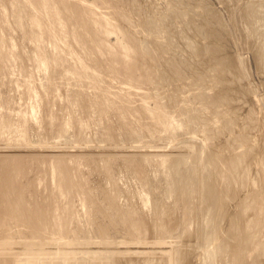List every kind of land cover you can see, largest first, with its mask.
Instances as JSON below:
<instances>
[{
	"label": "rangeland",
	"instance_id": "374dc122",
	"mask_svg": "<svg viewBox=\"0 0 264 264\" xmlns=\"http://www.w3.org/2000/svg\"><path fill=\"white\" fill-rule=\"evenodd\" d=\"M48 1L60 24L38 13L36 31L28 0H0V179L10 153L26 170L9 197L25 219L0 210V264H264V0ZM118 38L135 61L108 54ZM56 159L78 186L58 191Z\"/></svg>",
	"mask_w": 264,
	"mask_h": 264
},
{
	"label": "bare ground",
	"instance_id": "6f19581e",
	"mask_svg": "<svg viewBox=\"0 0 264 264\" xmlns=\"http://www.w3.org/2000/svg\"><path fill=\"white\" fill-rule=\"evenodd\" d=\"M64 2H66V0H63ZM76 1V0H75ZM85 1V0H84ZM88 1V0H87ZM103 1V0H102ZM110 1V0H109ZM179 1V0H178ZM81 2V1H80ZM83 2V1H82ZM94 2V1H93ZM101 2V1H100ZM106 2V1H105ZM188 2V1H187ZM157 3V2H156ZM63 4H65V3H63ZM67 4V3H66ZM77 4V3H76ZM86 4V3H85ZM89 4V3H88ZM91 4V3H90ZM179 4V3H178ZM187 4V3H186ZM24 5V4H23ZM27 7H29L30 9H32V11H35V12H37V14H33L32 15V17L30 18L31 20V23H32V26L34 27V29L36 30V31H39L40 29H41V26H42V24L40 23V20L38 19V17H37V15H38V13L39 14H41V15H44L45 17H47L48 18V20H49V22H50V24H51V26H53V27H55V26H58L59 24H60V15L58 14V12H57V10H56V5L55 6H52L51 5V2H49L48 0H28V2H26V4H25ZM58 5V4H57ZM81 5V4H80ZM83 5V4H82ZM97 5V4H96ZM111 5V4H110ZM201 5V4H200ZM6 6V5H5ZM17 6H19V5H17ZM77 6H79V5H77ZM86 6H87V4H86ZM93 6V5H92ZM101 6V5H100ZM112 6H113V4H112ZM182 6V5H181ZM203 6V5H202ZM59 7V6H58ZM103 7V6H102ZM106 7V6H105ZM115 7V6H114ZM23 8V7H22ZM87 8H88V6L86 7V8H82V11H81V14H83L85 11V9L87 10ZM116 8V7H115ZM184 8V7H183ZM188 8V7H187ZM205 8V7H204ZM2 9V8H1ZM23 9H25V7L23 8ZM81 9V8H80ZM89 9V8H88ZM94 9H96V8H94ZM182 9V8H181ZM60 10V9H59ZM65 10L66 11H68V13H70L71 12V9L68 7V5H65ZM97 10V9H96ZM101 10V9H100ZM168 10V9H167ZM179 10V9H178ZM183 10H187V9H183ZM1 11V10H0ZM11 11V10H10ZM24 11V10H23ZM64 11V10H63ZM62 11V12H63ZM87 11H89V10H87ZM98 11V10H97ZM96 11V12H97ZM180 11V10H179ZM35 12H33V13H35ZM93 12H94V10H93ZM112 12V11H111ZM207 12V11H206ZM215 12V11H214ZM1 13V12H0ZM16 13V12H15ZM24 13V12H23ZM91 13V12H90ZM98 13V12H97ZM97 13L95 14V15H97ZM107 13V12H106ZM31 14V13H30ZM71 14V13H70ZM87 14H88V12H87ZM120 15H121V13H119ZM257 14V13H256ZM2 15V14H1ZM76 15V14H75ZM85 15V14H84ZM89 15V14H88ZM87 15V16H88ZM105 15V14H104ZM108 15V14H107ZM106 15V16H107ZM204 15V14H203ZM21 16H23V15H21ZM30 16V15H29ZM66 16V15H65ZM69 16V15H68ZM91 16V15H90ZM104 17V16H102V15H100V18H102L101 19V21L102 22H104V24L105 25H103L104 27H103V31H105V32H108V33H110V31H112L111 29H113L114 28V26H115V24H114V22H113V19H111V17H110V15L108 16V19H107V17ZM192 16V15H191ZM40 17V16H39ZM89 17V16H88ZM113 17H116V16H113ZM121 17V16H120ZM23 18V17H22ZM86 18V17H85ZM126 18V17H125ZM174 18V17H173ZM193 18V17H192ZM69 19V18H68ZM82 19H84V18H82ZM116 19H118V18H116ZM114 20V21H117V20ZM150 19V18H149ZM22 20V19H21ZM72 20V19H71ZM70 20V21H71ZM99 20V19H98ZM198 20V19H197ZM64 21V20H63ZM66 21V20H65ZM74 21V20H73ZM87 21H88V24H89V20L87 19ZM120 20H118V22H119ZM154 21V20H153ZM248 21V20H247ZM97 22L98 21H96L95 19L93 20V23H92V30H91V32H95L96 30H97V32H98V28L99 27H97L96 28V26H101V25H98L97 24ZM100 22V21H99ZM121 22V21H120ZM120 22H119V24H118V27H119V25H121L120 24ZM250 22V21H249ZM70 23V22H69ZM157 23H158V21H157ZM246 23V22H245ZM65 24V23H64ZM72 24V23H71ZM76 24V23H75ZM117 24V23H116ZM209 24V23H208ZM68 25V24H67ZM66 25V26H67ZM250 25V24H249ZM252 25V24H251ZM73 26H74V23H73ZM76 26V25H75ZM78 26H79V24H78ZM85 27H87V26H85ZM89 27H90V25H89ZM150 27V26H149ZM204 27V26H203ZM202 27V28H203ZM225 27V26H224ZM64 28V27H63ZM68 28V27H67ZM101 28V27H100ZM120 28H121V26H120ZM153 28H155V27H153ZM149 29V28H148ZM194 29V28H193ZM192 29V30H193ZM198 29V28H197ZM200 29V28H199ZM225 29V28H224ZM1 30H2V28H0V34H1ZM44 30V29H43ZM65 30V29H64ZM76 30V29H75ZM74 30V31H75ZM202 30V29H201ZM226 30V29H225ZM73 31V32H74ZM78 31H80V30H78ZM82 31H83V29H82ZM102 31V30H101ZM123 31V30H122ZM133 31V30H132ZM158 31V30H157ZM257 31V30H256ZM65 32V31H64ZM72 32V34H74L75 35V37L77 38V35H78V33H77V35H76V33L74 32L73 33ZM100 32V31H99ZM194 32V31H193ZM220 32V31H219ZM223 32V31H222ZM70 33V32H69ZM83 33V32H82ZM87 33V32H86ZM202 33V32H201ZM200 33V34H201ZM93 34V33H92ZM220 34V33H219ZM224 34V33H223ZM32 35H34V34H32ZM98 35H99V33H98ZM71 36V35H70ZM69 36V37H70ZM94 36H96V35H94ZM100 36V35H99ZM207 36V35H206ZM44 37V36H43ZM67 37V36H66ZM78 37H79V35H78ZM158 37V36H157ZM160 37H161V35H160ZM195 37V36H194ZM48 38V37H47ZM103 38V37H102ZM102 38H101V40H102ZM193 38V37H192ZM73 39V38H72ZM77 39H80V38H77ZM223 39H225L224 37H223ZM5 40H6V38H5ZM176 40V39H175ZM39 41V40H38ZM108 41V40H107ZM107 41H105V43L107 42ZM157 41V40H156ZM180 41V40H179ZM211 41V40H210ZM214 41V40H213ZM226 41V40H225ZM71 42H72V40H71ZM190 42V41H189ZM194 42V41H193ZM196 42V41H195ZM198 42V41H197ZM73 43V42H72ZM95 43V42H94ZM100 43V42H99ZM116 43H117V45H116ZM116 43H114V44H111V43H107L106 44V46H107V50H109V53L108 54H110L111 56H116V54H119V55H122L123 56V58L125 59V63L126 62H133V61H135V58H134V54H133V48H132V45H130L129 43H127L126 45H120L119 46V43H121V39L120 38H118V40H117V42ZM207 43V42H206ZM80 44V43H79ZM91 44V43H90ZM187 44V43H186ZM217 44V43H216ZM14 45V44H13ZM75 45H76V43H75ZM102 45V44H101ZM222 45V44H221ZM8 46V45H7ZM11 46V45H10ZM86 46V45H85ZM93 46H95V44L93 45ZM14 47V46H13ZM87 47H88V45H87ZM86 47V48H87ZM101 47V46H100ZM102 47H104V45L102 46ZM10 48V47H9ZM40 48H42V46L40 47ZM80 48V47H79ZM191 48V47H190ZM205 48V47H204ZM3 49V41L0 39V52H1V50ZM8 49V48H7ZM46 49V48H45ZM75 49V48H74ZM105 49V48H104ZM225 49V48H224ZM260 49V48H259ZM33 50V49H32ZM89 50V49H88ZM219 50V49H218ZM48 51V50H47ZM72 51V50H71ZM86 51H87V49H86ZM97 51V50H96ZM24 52V51H23ZM138 52V51H137ZM261 52V51H260ZM76 53V52H75ZM88 53H90V52H88ZM107 53V52H106ZM221 53V52H220ZM49 54H51V53H49ZM77 54V53H76ZM137 54V53H136ZM3 55V54H2ZM61 55V54H60ZM89 55V54H88ZM106 55V54H105ZM7 56V55H6ZM14 56H16V55H14ZM22 56V55H21ZM48 56V55H47ZM46 56V57H47ZM51 56V55H50ZM80 55H78V57H79ZM82 56V55H81ZM91 56H92V54H91ZM95 56H97V55H95ZM107 56V55H106ZM17 57V56H16ZM56 57H57V55H56ZM86 57V56H85ZM84 57V58H85ZM98 57V56H97ZM100 57V56H99ZM109 57V56H108ZM119 57V56H118ZM47 58H49V57H47ZM80 58V57H79ZM78 58V59H79ZM90 58V57H89ZM19 59V58H18ZM260 59V58H259ZM58 60H59V58H58ZM74 60V59H73ZM97 60H98V58H97ZM121 60V59H120ZM140 60V59H139ZM221 60V59H220ZM230 60V59H229ZM20 61V60H19ZM62 61V60H61ZM108 61V60H107ZM116 61V60H115ZM48 62H49V60H48ZM85 62V61H84ZM83 62V63H84ZM87 62V61H86ZM106 62V61H105ZM229 62V61H228ZM237 62V61H236ZM2 63V62H1ZM50 63V62H49ZM69 63V62H68ZM88 63V62H87ZM94 63H95V61H94ZM101 63H102V61H101ZM109 63V62H108ZM173 63V62H172ZM224 63V62H223ZM227 63V62H226ZM256 63V62H255ZM90 64V63H89ZM92 64V63H91ZM111 64V63H110ZM228 64V63H227ZM79 65V64H78ZM204 65V64H203ZM82 66V65H81ZM89 66V65H88ZM108 66H112V65H108ZM125 66V65H124ZM123 66V67H124ZM216 66V65H215ZM76 67V66H75ZM79 67V66H78ZM99 67V66H98ZM119 67V66H118ZM153 67V66H152ZM220 67V66H219ZM38 68V67H37ZM67 68V67H66ZM73 68V67H72ZM103 68V67H102ZM125 68V67H124ZM171 68V67H170ZM59 69V68H58ZM74 69H76V68H74ZM74 69H73V71H74ZM104 69V68H103ZM110 69V68H109ZM226 69V68H225ZM3 70V69H2ZM26 70V69H25ZM30 70V69H29ZM108 70V69H107ZM217 70H219V69H217ZM231 70V69H230ZM1 71V70H0ZM24 71V70H23ZM53 71V70H52ZM92 71V70H91ZM94 71V70H93ZM96 71V70H95ZM106 71V70H105ZM112 71V70H111ZM122 71V70H121ZM145 71H146V69H145ZM173 71V70H172ZM4 72V71H3ZM20 72V71H19ZM89 72V71H88ZM97 72V71H96ZM107 72H109V71H107ZM229 72V71H228ZM18 73V72H17ZM35 73V72H34ZM83 73V72H82ZM105 73V72H104ZM137 73V72H136ZM135 73V74H136ZM161 73V72H160ZM159 73V74H160ZM207 73V72H206ZM239 73V72H238ZM106 74V73H105ZM112 74H114V73H112ZM125 74V73H124ZM213 74V73H212ZM256 74V73H255ZM88 75V74H87ZM86 75V76H87ZM90 75V74H89ZM99 75V74H98ZM109 75V74H108ZM120 75H122V73L120 74ZM147 75V74H146ZM230 75V74H229ZM233 75V74H232ZM32 76H34V75H32ZM78 76V75H77ZM100 76V75H99ZM125 76H126V74H125ZM199 76V75H198ZM231 76V75H230ZM89 77V76H88ZM107 77H109V76H107ZM129 77V76H128ZM133 77H134V75H133ZM235 77V76H234ZM24 78V77H23ZM37 78V77H36ZM85 78V77H84ZM87 78V77H86ZM90 78V77H89ZM97 78V77H96ZM106 78V77H105ZM157 78H158V76H157ZM156 78V79H157ZM6 79V78H5ZM183 79V78H182ZM242 79V78H241ZM26 80V79H25ZM87 80V79H86ZM89 80V79H88ZM96 80H98V79H96ZM101 80V79H100ZM109 80H112V79H109ZM119 80V79H118ZM122 80V79H121ZM196 80V79H195ZM10 81H11V79H10ZM29 81V80H28ZM72 81V80H71ZM101 81H103V80H101ZM106 81V80H105ZM124 81V80H123ZM130 81H131V79H130ZM148 81V80H147ZM153 81V80H152ZM156 81V80H155ZM154 81V82H155ZM172 81H174L173 79H172ZM198 81V80H197ZM210 81V80H209ZM218 81V80H217ZM227 81H229V80H227ZM38 82V81H37ZM91 82H93V81H91ZM115 82H116V80H115ZM114 82V83H115ZM141 82H144V80H143V77H141V76H139L136 80H134L133 81V84L135 85H137V84H139L140 85V83ZM242 82V81H241ZM33 83V82H32ZM57 83V82H56ZM70 83V82H69ZM89 83V82H88ZM96 83V82H95ZM105 83H107V82H105ZM120 83V82H119ZM127 83V82H126ZM178 83V82H177ZM200 83V82H199ZM214 83V82H213ZM217 83V82H216ZM230 83V82H229ZM91 84V83H90ZM97 84H98V82H97ZM101 84V83H100ZM99 84V85H100ZM130 84V83H129ZM142 84V83H141ZM154 84V83H153ZM160 84H162V82H160ZM190 84V83H189ZM25 85V84H24ZM82 85V84H81ZM102 85V84H101ZM104 85V84H103ZM219 85V84H218ZM234 85V84H233ZM237 85V84H236ZM239 85V84H238ZM5 86V85H4ZM17 86V85H16ZM31 86H33V85H31ZM52 86V85H51ZM76 86H77V84H76ZM106 86H109V85H106ZM125 86H128V84L126 85L125 84ZM138 86V85H137ZM141 87L140 88H142V85H140ZM153 86V85H152ZM24 87V86H23ZM53 87V86H52ZM55 87V86H54ZM95 87L96 88H98L96 85H95ZM129 87V86H128ZM135 87V86H134ZM204 87V86H203ZM30 88V87H29ZM79 88H80V86H79ZM102 88V87H101ZM107 88V87H106ZM119 88V87H118ZM154 88V87H153ZM198 88V87H197ZM219 88V87H218ZM19 89V88H18ZM26 89V88H25ZM50 89V88H49ZM99 89H100V86H99ZM108 89V88H107ZM113 89V88H112ZM128 89V88H127ZM262 89V88H261ZM28 90V89H27ZM60 90V89H59ZM116 90V89H115ZM129 90V89H128ZM141 90V89H140ZM162 90V89H161ZM30 91V90H29ZM52 91V90H51ZM107 91V90H106ZM111 91V90H110ZM13 92V91H12ZM53 92V91H52ZM77 92V91H76ZM99 92H101V91H99ZM112 92V91H111ZM131 92H132V90H131ZM130 92V93H131ZM133 92H135V91H133ZM132 92V93H133ZM141 92H142V90H141ZM139 93V94H141V96H142V94L144 95V93ZM179 92V91H178ZM191 92V91H190ZM49 93V92H48ZM62 93V92H61ZM110 93V92H109ZM115 93V92H114ZM128 93V92H127ZM168 93V92H167ZM201 93V92H200ZM232 93V92H231ZM123 94V93H122ZM160 94V93H159ZM193 95H195L194 93H192ZM191 94V95H192ZM210 94V93H209ZM243 94V93H242ZM13 95H15V94H13ZM124 95V94H123ZM172 95V94H171ZM174 95V94H173ZM179 95H181V94H179ZM230 95V94H229ZM240 95V94H239ZM102 96V95H101ZM158 96V95H157ZM133 97V96H132ZM168 97V96H167ZM171 97V96H170ZM169 97V98H170ZM240 97V96H239ZM246 97V96H245ZM36 98H38V97H36ZM159 98V97H158ZM195 98V97H194ZM220 98V97H219ZM102 99V98H101ZM108 99V98H107ZM110 99V98H109ZM133 99V98H132ZM142 100H143V98H141ZM185 99H186V97H185ZM229 99V98H228ZM113 100V99H112ZM117 100V99H116ZM120 100H121V98H120ZM167 100V99H166ZM170 100H171V98H170ZM176 100H177V98H176ZM98 101V100H97ZM110 101V100H109ZM126 101V100H125ZM124 101V102H125ZM162 101V100H161ZM243 101V100H242ZM241 101V102H242ZM87 102V101H86ZM112 102V101H111ZM130 102V101H129ZM132 102V101H131ZM164 102H167V101H164ZM171 102V101H170ZM174 102V101H173ZM208 102V101H207ZM218 102H220V101H218ZM245 102V101H244ZM248 102V101H247ZM49 103V102H48ZM106 103V102H105ZM45 104V103H44ZM126 104V103H125ZM165 106H166V104L165 103H163ZM167 104H169V103H167ZM174 104L175 103H173V106H174ZM178 104V103H177ZM204 104V103H203ZM210 104V103H209ZM237 104H238V102H237ZM242 104V103H241ZM69 105V104H68ZM145 105H146V103L144 104V107H145ZM171 105V104H170ZM19 106V105H18ZM27 106V105H26ZM100 106V105H99ZM105 106V105H104ZM104 106H103V108H104ZM112 106H113V103H112ZM189 106H190V104H189ZM214 106V105H213ZM229 106V105H228ZM247 106V105H246ZM245 106V107H246ZM69 107V106H68ZM98 107V106H97ZM107 107H108V105H107ZM131 107H133V105L131 106ZM220 107V106H219ZM238 107V106H237ZM20 108V107H19ZM115 108V107H114ZM146 108H147V106H146ZM161 108V106L159 105V103H157L156 104V107L155 108H153V109H149L153 114H156V118H158V117H160L161 116V114H162V112L161 111H159V109ZM168 108V107H167ZM172 108V107H171ZM18 109V108H17ZM112 109V108H111ZM118 110H119V108H117ZM126 109H127V107H126ZM125 109V110H126ZM137 109V108H136ZM192 109V108H191ZM234 109V108H233ZM21 110V109H20ZM61 110V109H60ZM114 110V109H113ZM116 110V109H115ZM118 110H117V112H118ZM120 110H121V108H120ZM120 110H119V112H120ZM129 110V109H128ZM131 110V109H130ZM161 110V109H160ZM166 110V109H165ZM171 110H173V109H171ZM200 110V109H199ZM238 110V109H237ZM241 110V109H240ZM244 110V109H243ZM10 111V110H9ZM16 111V110H15ZM144 111V110H143ZM185 111V110H184ZM193 111V110H192ZM118 112V113H119ZM126 112V111H125ZM140 112V111H139ZM145 112V111H144ZM165 112V111H164ZM190 112V111H189ZM188 112V113H189ZM208 112V111H207ZM216 112H219V111H216ZM30 113V112H29ZM61 113V112H60ZM107 113H109V112H107ZM116 113V112H115ZM117 113V114H118ZM122 113H123V111H122ZM166 113V112H165ZM23 113H21V115H22ZM48 114V113H47ZM119 114H121V113H119ZM127 114V113H126ZM144 115H146L147 113H143ZM168 114V113H167ZM177 114V113H176ZM192 114V113H191ZM204 114H205V112H204ZM227 114V113H226ZM9 115V114H8ZM24 115V114H23ZM29 115V114H28ZM31 115V114H30ZM58 115V114H57ZM116 115V114H115ZM128 115V114H127ZM186 115H189V114H186ZM199 115V114H198ZM122 114H121V117L120 118H122ZM125 116V115H124ZM165 116H166V114H165ZM185 116V115H184ZM205 116V115H204ZM28 117V116H27ZM62 117V116H61ZM89 117H90V115H89ZM92 117V116H91ZM111 117V116H110ZM144 117V116H143ZM149 117V116H148ZM188 117V116H187ZM186 117V118H187ZM10 118V117H9ZM134 118V117H133ZM167 118H169V117H167ZM178 118V117H177ZM207 118V117H206ZM225 118H227V117H225ZM236 118V117H235ZM47 119V118H46ZM59 119V118H58ZM85 119H86V117H85ZM148 119V118H147ZM162 119V118H161ZM215 119V118H214ZM230 119V118H229ZM233 119V118H232ZM248 119V118H247ZM13 120V119H12ZM17 120V119H16ZM25 120H26V118H25ZM110 120V119H109ZM145 120H146V117H145ZM151 120H153V119H151ZM151 120H148V121H151ZM175 120H177V119H175ZM216 120H218V119H216ZM226 120V119H225ZM18 121V120H17ZM26 121H28V120H26ZM132 121V120H131ZM59 122V121H58ZM62 122V121H61ZM146 122V121H145ZM152 122H154V121H152ZM170 122V121H169ZM176 122V121H175ZM233 122H235V121H233ZM44 123V122H43ZM182 123V122H181ZM191 123V122H190ZM225 123V122H224ZM1 124H3V123H1ZM46 124V123H45ZM69 124V123H68ZM128 124V123H127ZM150 124V123H149ZM152 124V123H151ZM154 124H156L155 122H154ZM218 124V123H217ZM242 124V123H241ZM263 124V123H262ZM19 125V124H18ZM26 126L27 124H23V126ZM61 125V124H60ZM67 125V124H66ZM72 125V124H71ZM110 125V124H109ZM237 125V124H236ZM19 126H21V125H19ZM22 126V127H23ZM111 126V125H110ZM132 126V125H131ZM140 126V125H139ZM145 126V125H144ZM147 126V125H146ZM155 126V125H154ZM188 126V125H187ZM240 126V125H239ZM1 127V126H0ZM12 128L14 127V126H11ZM61 127H63V126H61ZM70 127V126H69ZM114 127V126H113ZM133 127V126H132ZM186 127V126H185ZM207 127V126H206ZM15 128V127H14ZM23 128H25V127H23ZM22 128V129H23ZM144 129H145V127H143ZM195 128V127H194ZM226 128V127H225ZM243 128V127H242ZM106 129V128H105ZM113 129V128H112ZM224 129V128H223ZM24 130V129H23ZM150 130V129H149ZM2 131V130H1ZM0 131V132H1ZM5 131V130H4ZM22 131V130H21ZM58 131V130H57ZM226 131V130H225ZM239 131V130H238ZM6 132V131H5ZM27 132V131H26ZM25 132V133H26ZM60 132V131H59ZM77 132V131H76ZM217 132V131H216ZM222 132V131H221ZM21 133V132H20ZM83 133V132H82ZM88 133V132H87ZM106 133V132H105ZM1 134H2V132H1ZM0 134V135H1ZM6 134V133H5ZM22 134H24V131H23V133ZM60 134V133H59ZM63 134V133H62ZM237 134V133H236ZM245 134V133H244ZM7 135V134H6ZM26 135V134H25ZM52 135V134H51ZM57 135V134H56ZM61 135V134H60ZM66 135V134H65ZM2 136V135H1ZM15 136V135H14ZM14 136H11L9 139H5L6 140V142H9V141H13V140H16V138L14 137ZM21 136V135H20ZM24 136V135H23ZM22 136V137H23ZM64 136V135H63ZM2 137H4V136H2ZM19 137V136H18ZM24 137H26V136H24ZM50 137V136H49ZM49 137L47 138V139H49ZM197 137V136H196ZM225 137V136H224ZM1 138V137H0ZM190 139H191V137H189ZM4 139V138H3ZM25 139V138H24ZM2 140V139H1ZM17 140H18V138H17ZM60 140V139H59ZM187 140V139H186ZM192 140L193 139H191V142H192ZM202 140V139H201ZM200 140V141H201ZM47 141V140H46ZM197 141V140H196ZM215 141V140H214ZM232 141V140H231ZM21 142V141H20ZM26 142H27V140H26ZM193 142H194V140H193ZM29 143V142H28ZM49 143V142H48ZM110 143V142H109ZM204 143V142H203ZM20 144V143H19ZM31 144V143H30ZM52 144V143H51ZM112 144H114V143H112ZM119 144V143H118ZM121 144V143H120ZM195 144V143H194ZM193 144V145H194ZM200 144V143H199ZM27 145H29V144H27ZM58 145V144H57ZM205 145V144H204ZM5 146V145H4ZM12 146V148H14V149H16L17 150V147H15V145L13 146V145H6L5 147L6 148H8V147H11ZM197 146V145H196ZM201 146V145H200ZM209 146V145H208ZM4 147V148H5ZM25 147V146H24ZM206 147V146H205ZM29 148V147H28ZM61 148V147H60ZM69 148V147H68ZM195 148V147H194ZM197 148V147H196ZM177 149V148H176ZM199 149V148H198ZM202 149H204V146H203V148ZM207 149V148H206ZM235 149V148H234ZM4 150V149H3ZM12 150V149H11ZM15 150V151H16ZM20 150V149H19ZM18 150V151H19ZM56 150V149H55ZM122 150V149H121ZM8 151V150H7ZM6 151V149H5V152H7ZM63 151V150H62ZM120 151V150H119ZM4 152V151H3ZM122 152V151H121ZM197 152V151H196ZM205 152V151H204ZM211 152V151H210ZM1 154H2V152H0ZM10 153V152H9ZM193 153V152H192ZM199 153V152H198ZM197 153V154H198ZM202 153V152H201ZM200 153V154H201ZM219 153V152H218ZM0 154V155H1ZM7 154V153H6ZM36 154V153H35ZM131 154V153H130ZM129 154V155H130ZM165 154V153H164ZM195 154V153H194ZM210 154V153H209ZM221 154V153H220ZM10 155H11V157L10 158H8L7 160H6V162L5 163H3V169H5V170H7V171H4V173L6 172V174H5V176H4V178L3 179H0V199H2L1 200V202L0 203H2V206H0V210H2L1 208H3L4 209V211H6V214L5 215H7V216H16V218L18 217V218H21V219H25V217H23L24 215L22 214H19L18 212H20L19 210H20V208L17 206V203L19 204V202L18 201H16L17 203L16 204H12L11 203V199H9V197H11L13 194V191H12V189H13V185L12 184H14V182H15V180H16V182H19L18 180H19V178H20V176H21V173H22V176L24 175L23 173L26 171V170H23V172H22V169H23V167H25L24 166V162H22L21 161V159L20 158H18L17 156H16V153H10ZM27 155V154H26ZM30 155H32V154H30ZM67 155V154H66ZM65 155V156H66ZM69 155V154H68ZM187 155V154H186ZM199 155V154H198ZM216 155L218 156V154L216 153ZM15 156V157H14ZM23 156H24V153H23ZM58 156V155H57ZM63 156V155H62ZM110 156V155H109ZM167 156V155H166ZM172 156V155H171ZM174 156V155H173ZM202 156V155H201ZM201 156L199 157V158H201ZM234 156V155H233ZM40 157V156H39ZM56 157V156H55ZM168 157V156H167ZM166 157V158H167ZM186 157V156H185ZM192 157H194V156H192ZM216 157V156H215ZM54 158V157H53ZM52 158V159H53ZM62 158V157H61ZM66 158V157H65ZM70 158H72V157H70ZM163 158V157H162ZM165 158V157H164ZM187 158V157H186ZM203 158V157H202ZM216 158H218V157H216ZM6 159V158H5ZM195 159V158H194ZM211 159L213 160V158H212V156H211ZM211 159L209 160L210 162H211ZM219 159V158H218ZM73 160V159H72ZM214 160H216V159H214ZM229 160V159H228ZM5 161V160H4ZM3 160H2V162H4ZM166 161V160H165ZM174 161V160H173ZM193 161V160H192ZM196 161H198V162H201L200 161V159L199 160H196ZM218 161V160H217ZM220 161V160H219ZM225 161V160H224ZM49 162V161H48ZM63 163V165L65 164V160H59V159H56V161L55 160H52V166L54 167V168H56V167H58V175L55 173V174H53V178H55L56 177V179H57V182H56V180L54 181V182H56L55 184H56V188H58V191L59 190H61L62 188H67V189H70V187H74L75 188V185H77V182H73V180L71 179V169L69 168V167H66V164H65V167L63 166V165H61L60 163ZM204 162V161H203ZM197 163V162H196ZM215 164H216V162H214ZM213 163V164H214ZM218 163V162H217ZM221 163V162H220ZM227 163V162H226ZM232 163V162H231ZM234 163V162H233ZM1 164V163H0ZM56 164V165H55ZM186 164V163H185ZM219 164V163H218ZM218 164H217V166H218ZM224 164V163H223ZM228 164H229V162H228ZM74 165V164H73ZM202 165V164H201ZM209 165H211V164H208V166ZM221 165V164H220ZM226 166V165H225ZM231 166H232V164H231ZM250 166V165H249ZM51 167V166H50ZM49 167V168H50ZM169 167V166H168ZM201 167V166H200ZM211 167V166H210ZM214 167V166H213ZM230 167V166H229ZM52 168V167H51ZM71 168H72V166H71ZM78 168V167H77ZM208 168V167H207ZM1 169V168H0ZM201 169V168H200ZM205 169V168H204ZM203 169V170H204ZM209 169V168H208ZM212 169V168H211ZM224 169V168H223ZM230 169V168H229ZM71 170V171H70ZM202 170V171H203ZM250 170V169H249ZM3 171V170H2ZM79 171V170H78ZM201 171V170H200ZM214 171V170H213ZM225 171V170H224ZM0 172H1V170H0ZM46 172V171H45ZM55 172H56V170H55ZM175 172V171H174ZM212 172V171H211ZM228 172V171H227ZM80 173V172H79ZM199 173H201V172H199ZM51 174V173H50ZM81 174H82V172H81ZM191 174V173H190ZM208 174V173H207ZM211 174H213V172L211 173ZM218 174H220V173H218ZM234 174V173H233ZM167 175H169V173L167 174ZM197 175V174H196ZM214 175H215V173H214ZM213 175V176H214ZM222 175V174H221ZM220 175V176H221ZM21 176V177H22ZM51 176V175H50ZM80 176V175H79ZM200 176H201V174H200ZM75 177V176H74ZM192 177L193 176H191L190 175V178L192 179ZM195 177V176H194ZM223 177V176H222ZM233 177V176H232ZM2 178V177H1ZM24 178V177H23ZM82 178V177H81ZM180 179H182V178H180ZM194 179V178H193ZM192 179V180H193ZM22 180V179H21ZM20 180V181H21ZM81 180H83V179H81ZM178 180V179H177ZM176 180V181H177ZM195 180V179H194ZM208 180V179H207ZM211 180V179H210ZM220 180V179H219ZM14 181V182H13ZM200 181V180H199ZM216 181V180H215ZM206 182V181H205ZM207 182H209V180L207 181ZM41 183V182H40ZM182 183H183V181H182ZM187 183V182H186ZM210 183V182H209ZM219 183V182H218ZM42 184V183H41ZM52 184H54V183H52ZM79 184V183H78ZM204 184V183H203ZM211 184H212V182L210 183V186H211ZM216 184V183H215ZM202 185V184H201ZM207 185H209V184H207ZM228 185V184H227ZM15 186V185H14ZM17 186H18V184H17ZM26 186V185H25ZM53 186V185H52ZM64 186H66V187H64ZM78 186V185H77ZM192 186V185H191ZM16 187V186H15ZM22 187V186H21ZM83 187V186H82ZM182 187V186H181ZM211 187H213V186H211ZM210 187V188H211ZM219 187V186H218ZM19 188V187H18ZM54 188V187H53ZM15 189H17V188H15ZM73 189V188H72ZM201 189V188H200ZM19 190V189H18ZM17 190V191H18ZM82 190V189H81ZM210 190V189H209ZM209 190H206V191H208V193H209ZM25 191V190H24ZM36 191V190H35ZM56 191H57V189H56ZM83 191V190H82ZM203 191V190H202ZM211 191V190H210ZM15 192V191H14ZM53 192V191H52ZM61 192H62V190H61ZM17 193H19V192H17ZM21 193V192H20ZM26 193V192H25ZM64 193V192H63ZM221 193V192H220ZM42 195V194H41ZM84 195V194H83ZM215 195V194H214ZM18 196V195H17ZM24 196V195H23ZM22 196V194H21V197H23ZM56 196V195H55ZM62 196V195H61ZM213 196V195H212ZM37 197V196H36ZM43 197V196H42ZM58 197H59V195H58ZM67 197V196H66ZM209 197V196H208ZM15 198V197H14ZM18 198L19 197H17V198H15V199H17L18 200ZM63 198V197H62ZM24 198H22V200H23ZM42 199V198H41ZM81 199V198H80ZM211 199V198H210ZM212 200V199H211ZM47 201V200H46ZM52 201H53V199H52ZM57 201V200H56ZM68 201V200H67ZM85 201V200H84ZM156 201V200H155ZM184 201V200H183ZM209 201V200H208ZM22 202V201H21ZM24 202V201H23ZM148 202H149V200H148ZM14 203V202H13ZM27 203V202H26ZM34 203V202H33ZM58 203V202H57ZM212 203V202H211ZM22 204V203H21ZM24 204V203H23ZM39 204V203H38ZM157 204V203H156ZM155 204V205H156ZM212 204H214V203H212ZM212 204H211V206H212ZM44 205V204H43ZM46 205V204H45ZM184 205V204H183ZM187 205V204H186ZM215 205H216V203H215ZM25 206V205H24ZM214 206V205H213ZM36 207V206H35ZM55 207V206H54ZM157 207V206H156ZM187 207V206H186ZM22 208H24V207H22ZM43 208V207H42ZM73 208V207H72ZM261 208V207H260ZM28 209V208H27ZM46 209V208H45ZM61 209V208H60ZM236 209V208H235ZM22 210V209H21ZM25 210H26V208H25ZM33 210V209H32ZM44 210V209H43ZM42 210V211H43ZM49 210V209H48ZM212 210H213V208H212ZM214 210H216V208L214 209ZM213 210V211H214ZM220 210V209H219ZM29 211V210H28ZM39 212L40 213V211L38 210V211H36V210H33L31 213H33V212ZM50 211V210H49ZM48 211V212H49ZM60 211V210H59ZM1 212H3V211H1ZM44 212V211H43ZM47 212V211H46ZM51 212V211H50ZM49 212V213H50ZM21 213H24V212H22L21 211ZM28 213V212H27ZM30 212L28 213L29 215L31 214ZM42 213V212H41ZM45 213V212H44ZM48 213V214H49ZM67 213V212H66ZM16 214V215H15ZM211 214V213H210ZM209 214V215H210ZM222 214V213H221ZM35 215H36V217H37V214L35 213ZM34 215V216H35ZM39 215V214H38ZM43 215V214H42ZM41 215V216H42ZM52 215V214H51ZM60 215V214H59ZM214 215V214H213ZM30 216H32V214L30 215ZM46 216V215H45ZM50 216V215H49ZM220 216V215H219ZM6 217V216H5ZM51 217V216H50ZM32 219L33 218H35V217H31ZM39 218H40V216H39ZM4 219V218H3ZM37 219V218H36ZM45 221L47 222V218L45 217ZM207 219V218H206ZM15 220H17V219H15ZM40 220V219H39ZM39 220H38V222H39ZM5 221H7V220H5ZM20 221V220H19ZM32 221V220H31ZM33 221H34V219H33ZM32 221V222H33ZM37 221V220H36ZM49 221V220H48ZM51 221V220H50ZM49 221V222H50ZM208 221V220H207ZM8 222V221H7ZM38 222H37V225H36V227L39 225L38 224ZM41 222H42V224H45V223H43V221L41 220ZM41 222H39V223H41ZM48 222V223H49ZM51 223V222H50ZM53 223V222H52ZM138 223H139V221H138ZM147 223V222H146ZM20 224V223H19ZM18 224V225H19ZM34 224V223H33ZM35 224H36V222H35ZM58 224H59V222H58ZM72 224V223H71ZM6 225V224H5ZM41 225V224H40ZM46 225V224H45ZM54 225V224H53ZM2 226V225H1ZM8 226V225H7ZM43 226V225H42ZM47 226V225H46ZM49 226H50V224H49ZM61 226V225H60ZM35 227V226H34ZM54 227V226H53ZM132 227V226H131ZM264 227V226H263ZM5 228H6V226H5ZM39 229L40 228H38V231H39ZM44 229V228H43ZM47 229H48V227H47ZM50 230L52 229V227L51 228H49ZM71 229V228H70ZM129 229V228H128ZM208 229V228H207ZM7 230V229H6ZM35 230V229H34ZM42 230V229H41ZM45 230V229H44ZM59 230V229H58ZM211 230V229H210ZM9 233H10V231L9 230H7ZM15 231V230H14ZM13 231V232H14ZM37 231V232H38ZM48 231V230H47ZM46 230H45V232H47ZM53 231V230H52ZM52 231H51V233H52ZM56 231V230H55ZM41 232V231H40ZM49 232V231H48ZM56 233V232H55ZM5 234H6V232H5ZM15 234V233H14ZM59 234V233H58ZM133 236V235H132ZM150 236V235H149ZM8 237V236H7ZM45 237V236H44ZM142 237V236H141ZM139 239V238H138ZM255 239H256V237H255ZM8 240H9V238H8ZM26 240V239H25ZM52 240V239H51ZM262 240V239H261ZM260 240V241H261ZM251 241V240H250ZM259 241V240H258ZM9 242V241H8ZM42 242V241H41ZM47 242V241H46ZM66 243V242H65ZM18 244V243H17ZM29 244V243H28ZM57 244H59V243H57ZM11 245V244H10ZM35 245V244H34ZM66 245V244H65ZM207 245V244H206ZM216 245V244H215ZM166 246V245H165ZM257 248H258V246H257ZM253 250V249H252ZM1 251V250H0ZM248 251V250H247ZM23 252V251H22ZM61 252H64V251H61ZM252 252V251H251ZM41 253V252H40ZM263 253V252H262ZM72 254V253H71ZM74 255V254H73ZM131 255V254H130ZM72 256V255H71ZM194 256V255H193ZM202 256V255H201ZM249 256V255H248ZM251 256V255H250ZM73 257V256H72ZM244 257V256H243ZM54 258V257H53ZM206 258V257H205ZM208 258V257H207ZM75 259V258H74ZM163 259V258H162ZM212 259V258H211ZM50 260H52V259H50ZM61 260V259H60ZM2 261V260H1ZM67 262V261H66ZM3 263H4V261H3ZM42 263V262H41ZM49 263H51V262H49ZM53 264V263H52Z\"/></svg>",
	"mask_w": 264,
	"mask_h": 264
}]
</instances>
